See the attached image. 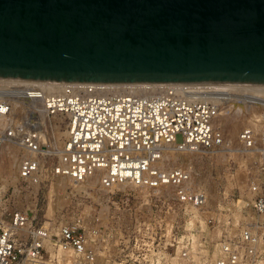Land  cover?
I'll return each instance as SVG.
<instances>
[{
	"label": "built area",
	"instance_id": "built-area-1",
	"mask_svg": "<svg viewBox=\"0 0 264 264\" xmlns=\"http://www.w3.org/2000/svg\"><path fill=\"white\" fill-rule=\"evenodd\" d=\"M200 86L69 83L50 90L24 81L0 82V118L6 121L0 149L15 147L20 163L15 203L37 199L43 160L54 158L53 177L81 185L99 175L103 191L131 184L146 193L151 211L163 209L191 221L195 211L206 208L209 195L194 185L187 170L161 167L166 146L174 143L182 153L206 157H259L255 193L264 187V144L253 128H245L235 150L214 127L227 97L252 99L253 93ZM55 129L63 133L60 145ZM243 209L238 233H171L168 223L170 231L168 224L160 230L144 225L136 233L87 225L83 233L64 226L54 234L28 210L5 207L0 212V264H61L60 252L74 254L73 264H99L100 251L114 248L113 264H264V194ZM192 234L196 244L189 239Z\"/></svg>",
	"mask_w": 264,
	"mask_h": 264
},
{
	"label": "water",
	"instance_id": "water-1",
	"mask_svg": "<svg viewBox=\"0 0 264 264\" xmlns=\"http://www.w3.org/2000/svg\"><path fill=\"white\" fill-rule=\"evenodd\" d=\"M0 80L264 86V0H0Z\"/></svg>",
	"mask_w": 264,
	"mask_h": 264
},
{
	"label": "rangeland",
	"instance_id": "rangeland-1",
	"mask_svg": "<svg viewBox=\"0 0 264 264\" xmlns=\"http://www.w3.org/2000/svg\"><path fill=\"white\" fill-rule=\"evenodd\" d=\"M242 101L244 102L243 110L236 113L234 109L227 119L224 117L225 122L220 121L219 116L214 121V127L223 133L233 149H238L237 138L240 131L251 127L248 124L251 113L256 110L258 115L264 114V104L253 106ZM225 106L227 104H222L223 108ZM226 121H229L228 124ZM3 130L4 125L0 122V132ZM255 133L259 138V144H264L262 141L264 139L263 120ZM176 141L181 143L182 137L177 136ZM61 142L62 137L59 140V143ZM2 152L8 153L5 160L1 158ZM57 161L58 159L54 158L43 160L42 183L37 199L28 204L15 203L17 199L13 187L16 184V173L20 167L17 149L13 146H2L0 149V212L5 207L8 211L28 210L39 226L48 228L54 234L64 226H69L80 233L85 231L87 225L111 228L114 233H136L138 229L141 232L144 225L150 224L160 230L165 229L168 223L172 224V229L168 224V231L171 229V233H223L225 231L238 233L246 210H239L237 203L242 200L247 204L257 196L264 194V187H259L255 193L252 188L253 185H259L256 181L260 180L259 157L245 154L215 157L181 154L175 168L191 167L194 185L204 189L209 195L206 208L201 213L196 211L200 214L198 215L200 219L185 222L182 217L176 219V216H172L170 212L166 213L163 209L151 211L147 205L146 193L131 185L124 186L122 189L116 187L113 191L101 190L99 175L86 181L93 184L91 188L86 189L87 191H76L69 179L56 178L50 173V168ZM164 167L172 169L166 158ZM7 200L6 206L1 204ZM115 202L119 204L116 208ZM153 215L157 217L156 221ZM118 239L119 236L116 235L112 239L114 247ZM100 252L99 264H113L112 258L117 255L116 248ZM73 256L75 255L60 253L61 264H73L76 261V256L75 258ZM110 256L112 258L109 259Z\"/></svg>",
	"mask_w": 264,
	"mask_h": 264
},
{
	"label": "bare ground",
	"instance_id": "bare-ground-1",
	"mask_svg": "<svg viewBox=\"0 0 264 264\" xmlns=\"http://www.w3.org/2000/svg\"><path fill=\"white\" fill-rule=\"evenodd\" d=\"M0 82H7V81L6 80H0ZM25 83L49 87L50 90H55V89H57V88H59V87H61L63 85L62 83H45V82H43V83L25 82ZM119 86H124V85H119ZM193 86H200V85H193ZM205 86L220 88V89H223V90H229V91H232L234 94L243 93V92H252L253 93L255 98H252V99L240 98V97L236 96L237 94L235 96L227 97L226 100L222 103V104H227V106H225L224 108L223 107L220 108L219 114L217 115V116H219L220 121L222 120L223 122H225L224 121L225 120L224 117L227 119L229 117V115L234 111V109L236 110V113L239 112L240 110L244 109V102L242 100H244L246 103H248L250 105H253V106L254 105H261V104L263 105L264 104V86H248V85H228V84H223V85H201L200 87H205ZM144 87H146V86H144ZM152 88H156V87H152ZM239 99H242V100H239ZM262 120L264 121V114H259L258 115L257 111L254 110V112L251 113L250 121H249L248 124H250V126L256 132V130L259 127V124L262 122ZM0 122L3 123L4 128H5V126H6L5 119L0 118ZM228 122L226 121L227 124H228ZM251 127H246V128H251ZM55 132H57L58 137L59 136L60 137L63 136V133H61L59 131V129H55ZM58 140H60V139H58ZM262 141H264V139ZM58 144L60 145V143H58ZM235 150H237V149H235ZM181 154H191L192 155L193 153H182V152H180L178 150V147H177L176 143L166 146L165 153H164V162L161 164V167L165 169L164 163H165V158H166V160L168 161L169 165L172 166L171 168L174 169L175 167H177L176 164L179 161V157L181 156ZM7 155H8V153L2 152L1 153L2 160H5L7 158ZM245 155L251 156L250 153H246ZM179 169L187 170L190 174L192 173L191 172L192 171L191 167H182V168L179 167ZM71 184H72V187L74 188V190L79 191V192L81 190H86V189L91 188L93 186V184H91V183L89 184L88 182H84L81 185H75L72 182H71ZM125 185H119L117 187H119V188L121 187V189H122V187H124ZM128 185H131V184H128ZM133 187H135V186H133ZM237 205H236V208L238 207L239 210H243L244 206L246 207V203L243 202L242 200L239 203H237ZM198 215H200V214H198L195 211V216L193 218V221L197 220V219H200V217ZM195 222H193V223H195ZM200 222L202 223L203 221H200ZM191 224H192V222H191ZM202 224H200V225H202ZM202 227H203V225H202ZM189 238H190V240L194 241V243L196 244L197 236L195 234H192V236H190ZM60 253L64 254L66 252H60ZM66 254L73 255L71 252H67ZM73 257L75 258V256H73Z\"/></svg>",
	"mask_w": 264,
	"mask_h": 264
}]
</instances>
